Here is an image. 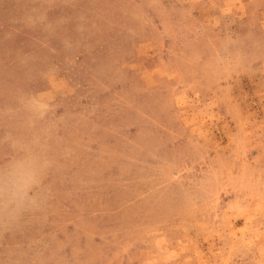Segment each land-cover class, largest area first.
Wrapping results in <instances>:
<instances>
[{
  "label": "rangeland",
  "instance_id": "374dc122",
  "mask_svg": "<svg viewBox=\"0 0 264 264\" xmlns=\"http://www.w3.org/2000/svg\"><path fill=\"white\" fill-rule=\"evenodd\" d=\"M0 264H264V0H0Z\"/></svg>",
  "mask_w": 264,
  "mask_h": 264
}]
</instances>
